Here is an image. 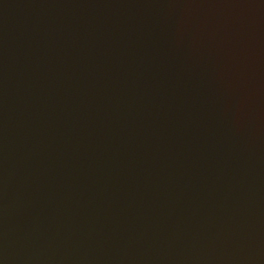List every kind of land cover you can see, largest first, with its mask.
Here are the masks:
<instances>
[{
  "label": "water",
  "instance_id": "95a60500",
  "mask_svg": "<svg viewBox=\"0 0 264 264\" xmlns=\"http://www.w3.org/2000/svg\"><path fill=\"white\" fill-rule=\"evenodd\" d=\"M0 264H264V0H0Z\"/></svg>",
  "mask_w": 264,
  "mask_h": 264
}]
</instances>
